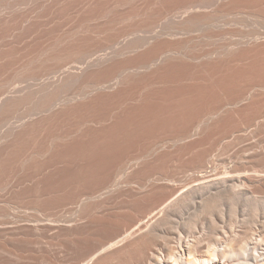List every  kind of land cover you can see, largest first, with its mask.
Listing matches in <instances>:
<instances>
[{"label":"bare ground","instance_id":"1","mask_svg":"<svg viewBox=\"0 0 264 264\" xmlns=\"http://www.w3.org/2000/svg\"><path fill=\"white\" fill-rule=\"evenodd\" d=\"M1 189L0 264H264V0H0Z\"/></svg>","mask_w":264,"mask_h":264},{"label":"rangeland","instance_id":"2","mask_svg":"<svg viewBox=\"0 0 264 264\" xmlns=\"http://www.w3.org/2000/svg\"><path fill=\"white\" fill-rule=\"evenodd\" d=\"M0 191H2V189ZM4 191L6 192V189ZM4 191H2L3 193L0 192V198L1 199L3 198L2 200H6L4 198H6V195L7 194L5 193V196H4ZM8 194L9 195H12V193H8ZM9 195H7V197H9ZM15 196H13V197L10 196V198L7 199V200H10L11 201L12 198H13V200L15 199V201L13 202L14 204H16L15 202L21 203L20 202V198H17V195H15ZM259 196H261L262 198H264V194H260ZM16 198H17V200L18 199L19 200L17 201ZM242 214H245V215H242ZM243 220H246L244 230L246 229V231L248 232V233H246V234H248L247 236L249 238L257 237V235H259L261 233V232H259V230L261 231L262 230V227L264 226V201L259 202V204L257 205V207L255 209L249 208L244 213H241L240 218L238 219L239 224H241V222ZM201 224L202 223L199 224L200 226L198 225L199 229H198V227L196 229V230H198V231L195 232L196 235L203 234V233L207 232V230H208L207 229L208 226H209V223L208 222H204L203 223V226ZM261 225H263V226H261ZM3 255H6V254H3ZM7 256H5V257H7Z\"/></svg>","mask_w":264,"mask_h":264}]
</instances>
